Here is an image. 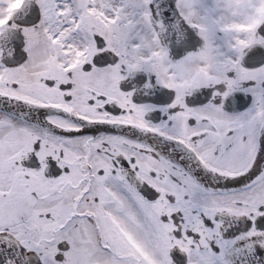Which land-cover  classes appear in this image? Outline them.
Here are the masks:
<instances>
[{
	"label": "snow or ice",
	"instance_id": "6c2138e0",
	"mask_svg": "<svg viewBox=\"0 0 264 264\" xmlns=\"http://www.w3.org/2000/svg\"><path fill=\"white\" fill-rule=\"evenodd\" d=\"M0 264H264V0H0Z\"/></svg>",
	"mask_w": 264,
	"mask_h": 264
}]
</instances>
